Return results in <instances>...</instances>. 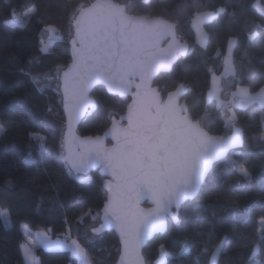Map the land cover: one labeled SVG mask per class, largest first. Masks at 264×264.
<instances>
[{
	"label": "trees",
	"instance_id": "1",
	"mask_svg": "<svg viewBox=\"0 0 264 264\" xmlns=\"http://www.w3.org/2000/svg\"><path fill=\"white\" fill-rule=\"evenodd\" d=\"M91 1L0 0V207L8 210L11 220L6 226L0 215V264H26L23 225L33 231L46 230L52 238L69 234L70 229L91 264L117 263L121 244L116 231L99 235L90 231L100 223L107 199L104 176L99 170L88 174V179L75 174L65 161L63 145L40 139L63 138L66 117L60 77L55 73L71 60L72 13ZM115 1L127 6L129 13L176 23L180 40L189 43L188 53L170 71L155 78L163 98L183 86L181 101L211 134H230L232 123L243 133L242 146L216 162L196 198L182 205L180 222L169 218L166 231L148 240L144 247L147 264H154L162 244L169 253L164 264H208L211 253L202 252L201 242L210 235L213 245L224 236L232 241L219 264L264 261V245L249 260L264 230L260 224L264 217V110L258 103L224 109L216 98H207L212 75L223 72L227 54H231L235 75L221 77V98L227 99L239 85L252 93L264 87V13L258 7V3L264 6V0ZM33 6L36 13L30 22L13 21L11 12L21 14ZM220 8L226 11L205 20L208 40L205 46L200 45L192 18L197 13H217ZM49 24L57 31L53 43L43 50V29ZM254 24L261 27L254 28ZM252 31L257 36L250 40ZM38 75L42 80L39 89L33 82ZM91 98L95 106L78 125L82 136L102 134L112 117L124 113L131 100L110 93L102 85L94 87ZM233 113L235 121L229 119ZM20 160L22 168L17 167ZM230 160L243 164L251 179L229 170ZM246 208L252 209L251 213H245ZM86 230L93 238L91 244L83 239ZM186 240L187 249L181 254ZM34 253L39 264H79L68 249H46L35 244Z\"/></svg>",
	"mask_w": 264,
	"mask_h": 264
},
{
	"label": "snow or ice",
	"instance_id": "2",
	"mask_svg": "<svg viewBox=\"0 0 264 264\" xmlns=\"http://www.w3.org/2000/svg\"><path fill=\"white\" fill-rule=\"evenodd\" d=\"M99 7L100 11L92 13L88 10H74L72 19L76 29L74 46V64L76 93L74 95L72 110L76 115L87 105L85 93L91 84L103 81L110 88L118 89L121 94H126L134 85L138 76L141 84H135L136 100L128 108V127L113 128L112 134L118 142V148L112 152L99 148H88V163L99 162L106 169H111L119 183L116 185L115 196H110L103 209L102 222L99 226H92L91 233L99 235L106 227L115 225L124 237V254L128 256V264H140L141 258L138 249L144 239L155 232H163L169 218L180 222L179 211L184 201L192 199L201 191V185L212 168L213 162L227 158L233 148L240 145L242 131L231 124V134L227 137L210 136L201 127L200 121L187 115L186 106L178 103L181 88L175 93H169L168 100L161 102L156 98L154 90L143 88V82L152 75L183 55L186 46L175 42V27L161 19H147L145 17L130 16L126 14V7L106 3ZM220 8L217 13H198L201 21L225 12ZM260 11L264 13V8ZM36 13L33 6L21 14L11 12L13 21L17 24L30 22ZM234 15V13H233ZM254 28L261 27L258 24ZM43 31L49 33V42L57 29L54 25H45ZM163 36H172L173 43L167 49H158L156 40ZM257 36L252 31L249 39ZM43 44V41H42ZM79 44V48L76 45ZM48 47V45H45ZM72 69L64 73L65 95L69 94V77ZM235 75V68L231 69ZM50 79V77H45ZM34 84L39 89L42 80L38 75L33 78ZM242 106L248 103H258L264 110V87L258 92L251 93L249 88H238ZM237 95V93H233ZM67 106V104H66ZM235 121V114L229 118ZM0 131L3 126L0 125ZM42 141L44 138H40ZM91 143V142H88ZM70 166V171H83V160L77 162L71 157L65 158ZM229 170L238 171L245 180L251 179L250 171L243 165L230 160ZM145 196L151 198L155 207L144 211L132 210V201L138 202ZM173 208L176 209L173 212ZM251 213L252 209H243ZM8 210L0 211V215L7 216ZM99 215V214H97ZM96 219V217H93ZM260 223L264 225V217ZM51 231V230H49ZM39 243L46 249H68L74 256L81 257L86 264V252L80 242L71 239V230L64 239H52L47 232L38 233ZM85 242L91 244L93 238L88 230L83 234ZM202 252L211 253L209 264H218V255L221 251L227 253L232 244L227 237L213 245L211 235L202 242ZM264 245V230L252 255ZM24 255L35 264L32 248L25 246ZM184 249L182 248L181 254ZM161 260L157 264H164L163 257L169 253L165 246L160 245ZM123 259V257H122ZM261 264V261H256Z\"/></svg>",
	"mask_w": 264,
	"mask_h": 264
},
{
	"label": "water",
	"instance_id": "3",
	"mask_svg": "<svg viewBox=\"0 0 264 264\" xmlns=\"http://www.w3.org/2000/svg\"><path fill=\"white\" fill-rule=\"evenodd\" d=\"M106 2H107V0H93L88 5H86V7H84L83 10H85L86 13L88 12V10H91L92 13L99 12L100 8L94 7V6L102 5ZM111 2L119 4L121 7H125V5L123 3L117 2L115 0H111ZM126 14L130 15V16L145 17L147 19H161V20H164L170 24L176 25V23L171 22V21H169L165 18H162V17H149L146 15H135V14L129 13L127 10H126ZM72 28H73V36L70 40V43H71V47H70L71 60L68 63V65L65 66L61 70V73H60V90H61V93L63 96V109H64V113H65V117H66V126H65V131H64V135H63V149H64L65 158L71 157L72 159H75L77 162H79L80 160H83L85 165H86L83 171L76 172L75 170H72L75 174L88 175L93 171L99 170V172L102 174V176H104V178H105L104 186H105L106 191H107V199H106L103 207L101 208L100 222H102V217L104 214L103 213L104 206L108 202L110 196H115L116 191H117L116 185L119 183V181H118L117 177L112 174L111 169H106L99 162L89 164L88 163L87 149L95 147V148H99V149L104 150V151L112 152L114 149L118 148V142L116 139H114L113 134H112V130H113V128H127L128 127V108H129V105H133L134 101L136 100L137 89L135 87V84H141L142 82H141L140 78L137 76L134 80L133 87L126 94H121V92L118 89L110 88L107 83H105L103 81H96L95 83L91 84V86L87 89V92L85 93L87 101H88L87 105L84 107V109L80 112L79 115H76L75 111L72 110V108H71V105H72L73 99H74V95H75L76 90H77L75 80H74V76L76 73H75V69L73 68L75 57H74V46L72 44V40L75 38V35H76V29H75L73 19H72ZM174 31H175V42L178 44L186 46L185 53L183 55H181V56H185L189 51V47H190L189 43L188 42H182L180 40V38L178 36V32H177V25H176ZM171 43H173L172 36H163V37H160L156 40V47L158 49H161V50L167 49L169 44H171ZM76 48H79V44L76 45ZM178 59L174 60L168 68L161 69L160 71L154 73L150 79L143 82V85H142L143 88L150 90V91L154 90V92L156 94V98L161 102H166L168 100L169 93H175L177 91V89H179L181 87H178L174 91L169 92L164 99L163 95L160 91V88L154 84L155 78L161 72L170 71L172 69L173 64ZM70 69H72V73L70 74V77H69V85H68L69 94H68V96H66L65 95L64 73L68 72ZM97 85L104 86L107 89V91H109L110 93L117 94L120 96H129L131 98V100L128 103L124 113H122L119 117H116V116L112 117V121H111L110 126L102 134L96 135V136H82L78 133V125L81 122V120L88 114V112L90 110V106L92 103L91 93H92V90L94 89V87ZM184 94H185V92L183 91V88H182L180 96L178 98V103L186 106L184 101H181V98ZM66 104H67V106H66ZM186 114L189 115L193 119V117L190 115L189 111ZM193 121L195 122L196 120L193 119ZM200 124H201V122H200ZM201 127L204 129V131H206L210 136H213V137H227L228 135L231 134L230 133L228 135H215V134H211L208 130H206L202 124H201ZM242 141H243V133H242ZM88 142H91V143H88ZM242 144H243V142L240 145L233 148L232 150L242 146ZM222 159L223 158L218 159V160L213 162L212 168L209 170L208 174L206 175L204 182H205L206 178L208 177L209 173L214 168L215 163L222 160ZM202 185H201V187H202ZM195 198H196V196L193 197L192 199H189V200H193ZM189 200L184 201L182 203V205ZM145 203H148V205H145ZM182 205H181V207H182ZM153 207H155L154 203L152 202L151 198H149L147 196L140 199L138 202L132 201V210L133 211L137 208L142 209L144 211H148L149 209H151ZM172 211L175 212L176 209L173 208ZM167 225H168V221L166 223V229H167ZM98 226H99V224L97 225V227ZM166 229H165V231H166ZM108 230H115L116 231V233L119 237V240H120V244H121V250H120V254H119V257H118L116 264H128L129 258L127 255L124 254V237L121 236L120 229L114 223L111 226L106 227L101 233L108 231ZM165 231H163V232H165ZM163 232L152 233L146 239L143 240L141 246L138 249V255L141 258L140 264H147L146 258L144 256V247H145L146 243L148 242V240H150L155 234L163 233ZM224 237H226V236H224ZM222 253H223V251H221L218 255V264L220 262V258H221ZM257 254H258V251H256V254L254 256H252V259H254L257 256ZM122 257H123V259H122ZM210 259H211V254L209 257V261H210ZM208 264H209V262H208Z\"/></svg>",
	"mask_w": 264,
	"mask_h": 264
},
{
	"label": "rangeland",
	"instance_id": "4",
	"mask_svg": "<svg viewBox=\"0 0 264 264\" xmlns=\"http://www.w3.org/2000/svg\"><path fill=\"white\" fill-rule=\"evenodd\" d=\"M84 7H86V4H83V5H81L79 8H78V10L79 9H83ZM258 7H259V9H261V8H264V6L261 4V3H258ZM204 13H212V12H204ZM206 20V19H205ZM205 20H203V21H201V19L199 18V16H198V13L197 14H195L194 15V17L192 18V24H193V26H194V28H195V34H196V41L200 44V45H202V46H205L206 44H207V40H208V34H207V30H206V28H205V26H204V22H205ZM52 25V24H51ZM45 32V31H44ZM54 37H55V34H54V36H53V40H52V42L50 43L49 42V33H47V32H45V37H44V39H43V44H42V49L43 50H46L48 47H45V45H50V44H52L53 43V41H54ZM233 68V63H232V57L231 56H229V55H226L225 57H224V69H223V72L221 73V74H217V73H213V75H212V83H211V87H210V89H209V91H208V94H207V98L208 99H212V98H217L218 99V101H219V104H223V108L225 109V108H231V109H233V108H235V107H238V106H236V105H234V104H232L233 103V101H234V97L236 96H229L227 99H223V98H221V95H220V83H221V77L223 76V75H229L230 73H231V69ZM63 69V66H59L58 67V69H57V71H56V73H55V76L59 79V77H60V73H61V70ZM57 84H59V81L57 82ZM240 87L239 88H243V87H246V86H243V85H239ZM233 92V91H232ZM238 95H240L239 93H238ZM94 106H95V103H91V106H90V110H92L93 108H94ZM224 106H226V107H224ZM1 125V124H0ZM45 139V142L46 143H48V144H52V145H57V144H59V145H63V138H60V139H58V138H53V137H50V138H48V137H45L44 138ZM24 166V164H23V162L20 160V161H18L17 162V167L18 168H22ZM84 179H88L89 178V175H83L82 176ZM5 208H2V207H0V211H2V210H4ZM2 216V219H3V221H4V223H5V225L6 226H10L11 225V220H10V217H9V214H7V216H5V215H1ZM261 224V223H260ZM262 225V224H261ZM22 230H23V233H24V236H25V240H24V242L22 243V252H23V258H24V261H25V263L26 264H33V262L32 261H29L26 257H25V255H24V251H23V249H24V247L25 246H27V247H30V248H32V251H33V254H34V257H35V264H38V260H37V257H36V255H35V253H34V246H35V244H39L40 246H42L40 243H39V238L40 237H34L33 236V230H31L30 228H28L26 225H23L22 226ZM44 231H46V230H44ZM47 232V231H46ZM48 233V232H47ZM67 235H69V234H64V236H62V237H59L60 239H64ZM71 239H75V240H78V239H76V238H74V237H71ZM79 241V240H78ZM81 244V243H80ZM81 246L82 247H84L82 244H81ZM43 247V246H42ZM183 249H184V251L187 249V240L185 241V243H184V245H183V247H182ZM182 248L180 249V253H181V250H182ZM85 249V248H84ZM165 251H166V249H165ZM183 251V252H184ZM71 252V251H70ZM85 252H86V250H85ZM166 252H168V251H166ZM171 254V253H170ZM71 255L73 256V257H76L77 258V260H78V263L79 264H86V262L85 261H83L82 260V258L81 257H78V256H74L73 254H72V252H71ZM86 257H87V262H90L89 261V259H88V256H87V253H86ZM166 258H167V256H165V257H163V261H165L166 260ZM159 260H161V252H160V255H159V257L154 261V264H157V262L159 261ZM259 261V260H258ZM71 264H73V263H71ZM91 264V263H90ZM150 264V263H149ZM252 264H256V261L255 262H253ZM261 264H264V261H261Z\"/></svg>",
	"mask_w": 264,
	"mask_h": 264
},
{
	"label": "crops",
	"instance_id": "5",
	"mask_svg": "<svg viewBox=\"0 0 264 264\" xmlns=\"http://www.w3.org/2000/svg\"><path fill=\"white\" fill-rule=\"evenodd\" d=\"M233 44H234V40L232 39V41H231V46H233ZM230 46V47H231ZM227 55H229V56H231V54H227ZM240 86H238L233 92H231V94H230V96L232 95L233 96V93H237V95L236 96H239L240 97V95H238V88H239ZM248 88V87H247ZM252 93V92H251ZM256 93V92H255ZM254 94V93H253ZM216 100H217V102H218V104H219V101H218V99L216 98ZM42 232H46V231H44V230H37V231H33V236L34 237H37L38 236V233H42ZM49 235V234H48ZM51 236V235H50ZM39 239H41V238H39ZM53 240H55V239H57V238H52ZM50 249V248H49ZM54 250H60V249H54ZM38 260V259H37ZM38 262V264H39V261H37Z\"/></svg>",
	"mask_w": 264,
	"mask_h": 264
},
{
	"label": "built area",
	"instance_id": "6",
	"mask_svg": "<svg viewBox=\"0 0 264 264\" xmlns=\"http://www.w3.org/2000/svg\"><path fill=\"white\" fill-rule=\"evenodd\" d=\"M232 104H234L236 106L245 107V106H242L241 97H239V96L234 97V101ZM249 104H251V103H248L247 105H249ZM224 107H226V106H224ZM263 126H264V121H263Z\"/></svg>",
	"mask_w": 264,
	"mask_h": 264
}]
</instances>
